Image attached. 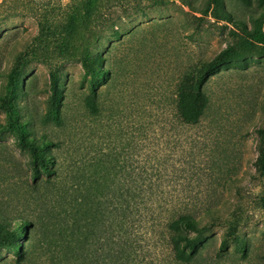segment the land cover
<instances>
[{"label":"rangeland","instance_id":"374dc122","mask_svg":"<svg viewBox=\"0 0 264 264\" xmlns=\"http://www.w3.org/2000/svg\"><path fill=\"white\" fill-rule=\"evenodd\" d=\"M35 1L0 0V90L15 57L35 48L19 75L21 119L33 136L53 140L63 180H36L16 131L0 134V264H55L62 189H82L67 166L102 156L112 179L135 186L154 212L156 220L136 225L137 257L167 263L160 220L174 210L209 225L199 246L207 264H264V43L252 37L264 31V0H99L89 20L88 0ZM229 46L236 54L206 86L211 107L199 123L181 122L179 83ZM86 54L106 70L95 78L99 114L85 105Z\"/></svg>","mask_w":264,"mask_h":264},{"label":"trees","instance_id":"16d2710c","mask_svg":"<svg viewBox=\"0 0 264 264\" xmlns=\"http://www.w3.org/2000/svg\"><path fill=\"white\" fill-rule=\"evenodd\" d=\"M9 1V0H8ZM99 0H88L85 7L84 20H89L96 9ZM4 1V5H7ZM36 1L28 0V5L34 8ZM216 6L221 0H214ZM9 6V5H8ZM18 7V6H17ZM17 7H12L10 14H14ZM3 10V8H2ZM46 14H44V17ZM76 20H79L77 16ZM42 28L49 34V28L43 21ZM70 26V25H69ZM73 27V24H72ZM48 35H46L47 38ZM254 40L264 43V31L252 33ZM64 52L65 48H61ZM38 55L35 48L20 53L15 57L12 69L7 74V82L0 90V109L6 113L7 121L0 122V134L16 131L19 143L28 148L33 155V177L37 180L41 174L61 179V168L57 167L58 159L53 154V140L48 137L37 138L33 136L21 119V100L26 90L20 89L19 75L30 55ZM236 54L233 46L222 49L209 60H202L194 69L191 78L182 80L176 91V111L181 122L189 125L197 124L205 112L211 107L212 100L206 90L213 73L217 72L230 57ZM88 54L83 56V65L86 71L93 74L91 80L92 92L85 98V105L92 114L100 113L99 94L95 78L105 74L101 66H95ZM59 79L52 72L51 90L53 96L57 95ZM49 114L60 121V112L51 109ZM48 149L49 151H46ZM75 158V157H74ZM77 159V158H76ZM72 160L71 168L73 178L81 183L82 189L71 191L66 184L62 189L61 206V238L55 242L53 261L55 264H157L146 257H137L136 245L137 229L140 222L150 223V218L156 220L154 212L148 209L146 196L137 191L135 186L127 187L121 176L112 179V166L109 158H98L92 166L79 164ZM55 167L56 170H55ZM74 169V170H73ZM261 169L264 175V147L262 152ZM99 174L95 177L91 171ZM127 189L126 191H123ZM207 210L204 213H209ZM162 237L169 252L167 263L164 264H207L199 249L209 225L203 222L200 216L190 212H176L169 210L160 220ZM150 229V226H149ZM138 233V232H137ZM193 233V234H192ZM30 238L29 236H27ZM52 241H54L52 239ZM53 243L51 242V245ZM227 240L221 243L227 248ZM36 246V244H35ZM59 251L55 254L56 249ZM21 249V247H17ZM55 254V255H54Z\"/></svg>","mask_w":264,"mask_h":264}]
</instances>
